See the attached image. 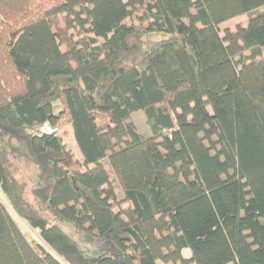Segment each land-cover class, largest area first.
I'll use <instances>...</instances> for the list:
<instances>
[{
    "label": "trees",
    "instance_id": "obj_1",
    "mask_svg": "<svg viewBox=\"0 0 264 264\" xmlns=\"http://www.w3.org/2000/svg\"><path fill=\"white\" fill-rule=\"evenodd\" d=\"M0 189V264H264V0H0Z\"/></svg>",
    "mask_w": 264,
    "mask_h": 264
},
{
    "label": "rangeland",
    "instance_id": "obj_2",
    "mask_svg": "<svg viewBox=\"0 0 264 264\" xmlns=\"http://www.w3.org/2000/svg\"><path fill=\"white\" fill-rule=\"evenodd\" d=\"M140 19H142L143 21L147 23H150L147 19V15L145 14V8L143 6L132 9V15L129 18L128 22L138 23L139 21H141ZM247 24H248V20H240V19H235L230 22H227L223 24V31L221 35L223 36L224 31L227 29L231 31H235L238 25L246 27ZM54 25H55V30L57 29V26L59 29L64 27L61 20H59L58 22L54 21ZM168 37L169 36L164 35V34H151L145 38L144 42L146 44H149L150 42L161 41V40L167 39ZM62 50L66 51V47H63ZM56 105L58 107H61L60 102H58ZM130 120L136 125L138 133L143 138L151 137L152 132H151L150 126L147 123L146 116L143 111L133 113L131 115ZM40 133H47V134L56 133L59 137H61L67 149L70 150L74 154L75 158L80 162L83 161L81 153L74 139L71 121L67 116H63L62 121L60 122L56 130L53 129L51 126L46 125L42 127V129L40 130ZM12 169L14 170L18 181L22 183L23 185H25V187L27 188L28 196L32 198L30 195V192L35 186L34 183H35V179L38 173L35 163L27 157H24L23 159L21 158L13 159ZM115 186L117 187V197L119 199L123 196V193L119 189L117 183H115ZM0 198L3 201V203L7 206L10 213L15 218L16 222L20 225V228L22 229V231L24 232L28 240L35 241V242L40 241L39 232L31 229L23 220L17 217V215L15 214L11 206L8 204V201L6 200V197L2 193L1 189H0ZM127 207H128L127 204L123 205V208H127ZM65 230L77 243L81 245V247H83V249L87 247L85 240L82 239V236L78 234L73 228L69 226H65ZM188 257L191 258V254H189ZM159 264H164V263L160 262Z\"/></svg>",
    "mask_w": 264,
    "mask_h": 264
},
{
    "label": "crops",
    "instance_id": "obj_3",
    "mask_svg": "<svg viewBox=\"0 0 264 264\" xmlns=\"http://www.w3.org/2000/svg\"><path fill=\"white\" fill-rule=\"evenodd\" d=\"M186 253H187V255H186ZM189 254H191V251H190L189 249H185V250L183 251V255H184V257L187 258V259H190V257H188Z\"/></svg>",
    "mask_w": 264,
    "mask_h": 264
}]
</instances>
